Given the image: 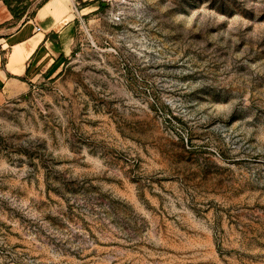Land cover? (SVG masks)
<instances>
[{
	"label": "rangeland",
	"instance_id": "1",
	"mask_svg": "<svg viewBox=\"0 0 264 264\" xmlns=\"http://www.w3.org/2000/svg\"><path fill=\"white\" fill-rule=\"evenodd\" d=\"M60 6L0 106V264H264V0Z\"/></svg>",
	"mask_w": 264,
	"mask_h": 264
},
{
	"label": "crops",
	"instance_id": "2",
	"mask_svg": "<svg viewBox=\"0 0 264 264\" xmlns=\"http://www.w3.org/2000/svg\"><path fill=\"white\" fill-rule=\"evenodd\" d=\"M70 0H23L20 4L21 12L16 20L17 27L9 33L8 39L15 41L12 44V54L10 61L3 66V59L0 56V106L7 100L15 98L26 92L27 85L20 79L25 77L31 67V63H36L41 56L43 49H48V42L44 39H37L39 35L55 33L59 38L66 37L69 33L67 11L60 4H67ZM18 1L0 0V20L1 24L15 22V3ZM42 3V4H41ZM36 6L34 15L30 16V9ZM2 17V18H1ZM42 27L44 33L37 34L35 27ZM3 39V41H8ZM66 50L69 45L65 41ZM48 55V53H47ZM63 56V55H61ZM62 58V57H61ZM37 62V66L43 63Z\"/></svg>",
	"mask_w": 264,
	"mask_h": 264
},
{
	"label": "built area",
	"instance_id": "3",
	"mask_svg": "<svg viewBox=\"0 0 264 264\" xmlns=\"http://www.w3.org/2000/svg\"><path fill=\"white\" fill-rule=\"evenodd\" d=\"M35 32H36L37 34H43V33H44L42 27H40V26H36V27H35Z\"/></svg>",
	"mask_w": 264,
	"mask_h": 264
}]
</instances>
